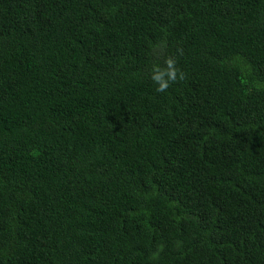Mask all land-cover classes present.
Returning a JSON list of instances; mask_svg holds the SVG:
<instances>
[{"label": "trees", "instance_id": "16d2710c", "mask_svg": "<svg viewBox=\"0 0 264 264\" xmlns=\"http://www.w3.org/2000/svg\"><path fill=\"white\" fill-rule=\"evenodd\" d=\"M0 264H264V0H0Z\"/></svg>", "mask_w": 264, "mask_h": 264}, {"label": "clouds", "instance_id": "9594fccd", "mask_svg": "<svg viewBox=\"0 0 264 264\" xmlns=\"http://www.w3.org/2000/svg\"><path fill=\"white\" fill-rule=\"evenodd\" d=\"M167 45L160 42L152 46L151 55L157 60L163 58V64L153 63L150 79L156 85V91L166 92L169 87L186 79V73L178 67V56L183 54L182 48H177V54H166Z\"/></svg>", "mask_w": 264, "mask_h": 264}]
</instances>
